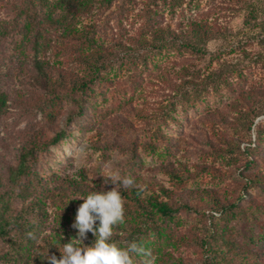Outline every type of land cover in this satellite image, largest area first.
Listing matches in <instances>:
<instances>
[{
	"label": "rangeland",
	"instance_id": "rangeland-1",
	"mask_svg": "<svg viewBox=\"0 0 264 264\" xmlns=\"http://www.w3.org/2000/svg\"><path fill=\"white\" fill-rule=\"evenodd\" d=\"M26 2L0 0V88L8 95L7 109L0 114V175L5 178L15 167L30 137H50L59 130L64 137L39 150L32 163L31 184L37 192L62 190L74 197L66 184L82 173L93 187L97 182L106 187L109 177L119 173L131 176L147 193L158 192L174 187L167 167L186 168L189 174L178 192H214L227 210L191 202L161 222L170 238L149 228L144 236L152 242L155 264L170 262L161 256L167 252L175 264H217L220 255L216 263L209 262L214 229L260 251L264 264V238L253 217L264 206V190L248 180L255 173L264 178V165L247 163L252 148L264 154V104L252 113L243 98L244 91H264V34L256 26L261 15L247 28L246 10L235 0H113L108 7H95L82 23L93 27L96 45L107 55L103 78L74 95L77 100L62 94L50 116L51 102L35 79L34 59H49L56 72L67 76L86 75V66L77 59L81 50L59 43V30L49 24L43 33L50 45L34 52V31H24L20 15ZM35 9L39 19L42 9ZM192 21L222 32L197 51L183 40ZM159 26L175 41L153 46L152 30ZM223 63L227 84H207L204 76ZM255 150L258 160L262 154ZM26 202L15 197L11 206L18 212ZM66 202L64 195L49 196L48 215L38 233L12 229L0 236V264H33L31 252L59 227L55 216L64 212ZM71 224L58 229L73 237ZM116 233L122 241L128 237L125 231ZM219 251L217 246L214 253Z\"/></svg>",
	"mask_w": 264,
	"mask_h": 264
},
{
	"label": "trees",
	"instance_id": "trees-1",
	"mask_svg": "<svg viewBox=\"0 0 264 264\" xmlns=\"http://www.w3.org/2000/svg\"><path fill=\"white\" fill-rule=\"evenodd\" d=\"M113 0H27L24 7L20 9V15L24 17L23 29L26 33L33 32L34 52L38 54L50 45L44 35V25L49 24L59 30L57 35L58 42L61 44H73L81 50L77 53V59L80 64L86 66V75L71 74L64 75L61 72H56L53 62L49 59L36 57L34 59V68L36 71L35 79L40 88L47 92L51 102V108L48 114H53L56 105L61 101L62 94L71 93V95H82L90 88V85L97 80L102 79L100 73L104 65L106 53L104 48L96 45L94 37V29L91 25L82 23V18L90 14L95 7H108ZM246 10L244 26L250 28L251 24L256 20L258 15H261V20L256 26L264 34V0H235ZM39 5L42 13L39 19H36L38 12L35 6ZM41 25V27L39 26ZM153 46L171 43L175 41V35L169 36V30L164 27H156L153 30ZM219 28H214L206 22L192 21L187 25L186 38L183 37L187 46L195 50H201L209 39L215 34L221 33ZM174 33V32H173ZM264 41V38H263ZM86 50H83V49ZM219 66L217 69L209 71L204 79L207 84H212L214 87L219 84H227L228 78L225 71V65ZM231 67H235L231 65ZM217 88V87H216ZM243 98L246 99V108L252 113H257V104H264V91H244ZM75 97V96H74ZM7 93L0 88V114L7 109ZM75 100L76 97H75ZM81 108V105H78ZM253 126V122L249 123V129ZM64 131L59 130L50 137H44L42 134L30 137L22 146L18 160L10 173L3 178L0 175V236L8 235L12 229H17L21 233L35 234L43 227V221L48 215L46 202L49 199L66 197L64 212L61 215H56L55 220L58 228H65L67 224L72 223L75 217L76 209L79 204L83 203L82 199H75L77 196L87 195L90 191H108L114 187L112 184H107L106 187H101L99 182L96 187L88 184L87 177L82 173L80 179H69L66 184L70 193L74 195H66L62 190H57V193L48 195L47 189L38 191L36 187H32L30 176L33 174L32 163L36 160L39 150L46 148L49 145L56 144L64 137ZM162 138V137H161ZM166 144V143H164ZM152 148L155 145L152 143ZM255 147L251 149L250 155L247 157L248 164L261 163L264 165V154L260 150L261 158L257 160L253 154ZM250 166V165H247ZM166 173L169 176L174 187L172 189L160 187L157 191L147 193L144 188L139 185H133L130 188H121V195L124 201V221L115 226L113 241H116L120 246H125V242L134 241L138 245L150 249L152 242L145 239V232L152 228L157 233L165 238H170L171 233L161 224L164 219L172 218L174 214L181 208H189L191 202H206L209 208L214 211L227 210V204L222 202L220 198L211 191L204 192L190 191L185 195L178 192L180 186H184L189 171L186 168L176 170L173 167H167ZM32 177V176H31ZM264 178L255 173L248 177L250 184L257 185L264 190ZM15 197L26 198V205L18 212H15L11 206V200ZM74 198V199H73ZM260 204V203H259ZM57 206H59L57 204ZM257 224L261 228L262 237L264 238V206L260 208L259 215H253ZM160 223H159V222ZM55 226L50 236L44 237L39 246L31 252L33 264H48L46 254L56 255L59 259L61 245L69 241L70 236H66ZM74 230V229H72ZM73 231L71 236H75ZM125 231L128 237H124L122 241L117 237L116 232ZM212 253L209 255V262H215L217 256H221L217 264H261L260 251H250L235 242V239L224 232H218L217 229L212 230ZM218 234V235H217ZM62 239H61V237ZM94 240L91 233L87 234L85 244H90ZM220 241L221 245H218ZM60 242V243H59ZM206 242V243H205ZM208 244L209 241H204ZM219 246L221 251L218 254L214 253ZM210 251V252H211ZM167 257L162 254V259L168 258L170 262L166 264H175L172 255L167 252ZM135 258V264H138ZM141 258V257H140Z\"/></svg>",
	"mask_w": 264,
	"mask_h": 264
},
{
	"label": "clouds",
	"instance_id": "clouds-1",
	"mask_svg": "<svg viewBox=\"0 0 264 264\" xmlns=\"http://www.w3.org/2000/svg\"><path fill=\"white\" fill-rule=\"evenodd\" d=\"M105 183L114 187L108 191H90L87 195L75 197L83 200L71 224V228L76 230L75 236L69 238L67 243L60 244L59 259L54 254H46L48 264H135L136 256L142 258L141 264H155L156 257L151 250L134 241H127L122 247L112 239L115 226L124 221L121 188L132 187L134 179L116 173ZM88 233L92 234L94 240L85 244Z\"/></svg>",
	"mask_w": 264,
	"mask_h": 264
}]
</instances>
